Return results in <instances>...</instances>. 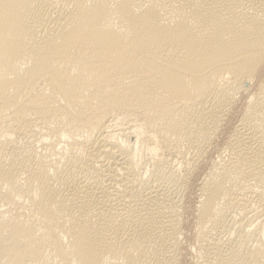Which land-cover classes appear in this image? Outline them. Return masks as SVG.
Segmentation results:
<instances>
[{
    "label": "bare ground",
    "instance_id": "bare-ground-1",
    "mask_svg": "<svg viewBox=\"0 0 264 264\" xmlns=\"http://www.w3.org/2000/svg\"><path fill=\"white\" fill-rule=\"evenodd\" d=\"M0 264H264V0H0Z\"/></svg>",
    "mask_w": 264,
    "mask_h": 264
},
{
    "label": "rangeland",
    "instance_id": "rangeland-1",
    "mask_svg": "<svg viewBox=\"0 0 264 264\" xmlns=\"http://www.w3.org/2000/svg\"><path fill=\"white\" fill-rule=\"evenodd\" d=\"M60 146H62V145H60ZM39 149H43V150H39ZM38 150H39V152L41 153V151L42 152H45L46 154H50V150H48V146H46V147H44V148H39ZM50 149V148H49ZM43 154V153H41V154H43V155H46V154ZM215 157H216V155L214 154L213 155V158L215 159ZM14 209V208H13ZM12 210V209H11ZM17 211V210H16ZM15 210L14 211H12V212H16Z\"/></svg>",
    "mask_w": 264,
    "mask_h": 264
}]
</instances>
